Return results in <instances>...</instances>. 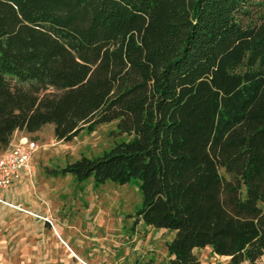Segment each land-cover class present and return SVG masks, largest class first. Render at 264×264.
<instances>
[{
    "label": "trees",
    "instance_id": "16d2710c",
    "mask_svg": "<svg viewBox=\"0 0 264 264\" xmlns=\"http://www.w3.org/2000/svg\"><path fill=\"white\" fill-rule=\"evenodd\" d=\"M114 122L131 141L56 175L136 179L167 264H264V0H0V155Z\"/></svg>",
    "mask_w": 264,
    "mask_h": 264
},
{
    "label": "rangeland",
    "instance_id": "374dc122",
    "mask_svg": "<svg viewBox=\"0 0 264 264\" xmlns=\"http://www.w3.org/2000/svg\"><path fill=\"white\" fill-rule=\"evenodd\" d=\"M38 142L36 173L2 198L21 205L20 212L0 204V264H167L166 244L174 233L138 220L143 207L139 182L126 185L92 179L80 183L56 170L83 156H103L132 137L118 132L117 122L93 133L82 131L72 142L56 139L54 126L35 134H14ZM16 144V143H15ZM202 264H229L211 248L195 250Z\"/></svg>",
    "mask_w": 264,
    "mask_h": 264
},
{
    "label": "built area",
    "instance_id": "2783aa9c",
    "mask_svg": "<svg viewBox=\"0 0 264 264\" xmlns=\"http://www.w3.org/2000/svg\"><path fill=\"white\" fill-rule=\"evenodd\" d=\"M16 143V144H15ZM41 147L34 140L21 139L0 155V204L20 212H27L21 205H15L2 198L12 188L25 180H32L35 173V157Z\"/></svg>",
    "mask_w": 264,
    "mask_h": 264
},
{
    "label": "crops",
    "instance_id": "0c3cea01",
    "mask_svg": "<svg viewBox=\"0 0 264 264\" xmlns=\"http://www.w3.org/2000/svg\"><path fill=\"white\" fill-rule=\"evenodd\" d=\"M17 133H23V132H19V131H17L15 134H17ZM160 231H166V230H160ZM224 258H226V257H224ZM228 259V261H229V258H227Z\"/></svg>",
    "mask_w": 264,
    "mask_h": 264
}]
</instances>
